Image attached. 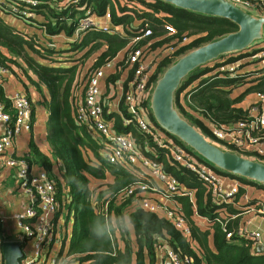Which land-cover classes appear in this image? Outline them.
Returning <instances> with one entry per match:
<instances>
[{
    "label": "trees",
    "instance_id": "obj_1",
    "mask_svg": "<svg viewBox=\"0 0 264 264\" xmlns=\"http://www.w3.org/2000/svg\"><path fill=\"white\" fill-rule=\"evenodd\" d=\"M127 1L129 0H37L35 6L29 7L33 12L34 25L11 15H1L19 21L24 25L21 29H15L0 17V45L20 58L25 67H21L15 58L8 57L1 49L0 65L9 70L12 66L20 67L24 76L28 73L29 80V73L35 78L33 83L39 91L44 88L47 92L42 105L47 111L50 153L42 152L31 137L27 151L21 158L30 166L36 164L42 167L55 180L57 198L59 201L62 197L65 199V203H60V206L66 207L67 216L71 210L73 212L66 258H60L58 264H132L133 256L135 264H145L146 258L148 264H154L156 245L160 242L179 256L189 257L192 264H264V252H257V247H253L250 240L236 234L241 211L235 209L232 202L215 201L210 190L195 173L166 160L161 149H158L160 156L156 159L163 170L194 191L192 201L186 196L175 198L181 205L190 228V238L195 242L196 248H191L190 241L166 218L139 206L131 207V199L121 201L119 192L140 179L126 169L109 164L102 155V146L98 140L75 122L76 94L84 90L88 73L109 60H115V68L113 74L110 73L106 79L107 87L124 75L131 79L132 69L128 65V55L135 49L143 51L151 70L150 80L156 82L183 55L238 30V26L229 19L183 9L164 0H137L142 5L141 9L130 7ZM87 9L97 18L108 12L111 26L121 27L123 34L91 29L79 33L77 38L69 42L67 49L56 47L54 37L60 33L67 37L73 36L78 28L80 14ZM145 24L151 29L150 35L135 41V37L140 35L138 31ZM165 24L171 25L174 32L166 31L163 27ZM38 30L41 31L40 36L37 34ZM47 37L52 39L54 47L47 45ZM81 51L82 61L94 55L92 65L84 71H80L79 64L75 62L67 63L70 60L62 59L57 63L53 58L56 53ZM32 53L39 55L41 59H37ZM243 56L247 55L231 57L212 67L206 64L196 67L176 90L173 109L212 143V126L233 124L247 115L246 109L238 106L243 95L231 97L233 88L249 82L244 94L264 93V67L259 69L254 79L248 81L243 74L231 76L228 70L220 69ZM216 68H219L218 71L211 74ZM207 73L209 74L206 75ZM127 82L128 79L124 82L125 89ZM188 87L190 88L186 90ZM183 92L181 103L179 94ZM0 101L10 111L9 101L1 87ZM34 107L31 101V128L35 118ZM119 108L121 115L128 118L129 113L123 101ZM109 116L114 117L117 132H131L135 141L139 145L143 144L145 135L134 124L124 125L119 115ZM151 119L155 123L152 115ZM173 138L185 144L180 139ZM196 156L214 167L198 154ZM55 162L61 163L62 179L53 172ZM220 172L264 191V183ZM242 194L244 189L240 188L233 202ZM106 202L107 207L103 211ZM255 203L256 200L249 201V204ZM255 208L261 209L264 215V204H256ZM219 211H225L226 214L220 217ZM194 215L208 219L207 228L201 229L195 223ZM114 221L119 224L120 231L118 239V234H115V244L110 237V231L114 233ZM129 230L134 235L133 240ZM227 232H232L230 239H226ZM118 240L122 242L121 248L117 247Z\"/></svg>",
    "mask_w": 264,
    "mask_h": 264
},
{
    "label": "built area",
    "instance_id": "obj_2",
    "mask_svg": "<svg viewBox=\"0 0 264 264\" xmlns=\"http://www.w3.org/2000/svg\"><path fill=\"white\" fill-rule=\"evenodd\" d=\"M227 1L252 15L264 13V0ZM37 3V0H0V15H11L24 23L34 25L33 12L29 7ZM102 18L110 23L108 12ZM163 27L170 33L174 32V28L169 24ZM78 29L123 34L121 27L111 26V23L109 26L101 24L89 9L78 18ZM138 33L140 35L135 37V41L150 35L151 29L145 24ZM258 52L264 56L262 48ZM128 65L132 69L131 79L128 88L119 93L116 110L124 125L132 123L145 135L143 144L139 145L131 132H117L114 117L109 116L112 99L103 94L100 82L107 74L113 72L115 60H109L88 73L84 90L75 97V122L98 140L102 146V155L109 164L126 169L140 179L136 184L119 192L121 201L131 199V205H137L166 218L190 241V247L195 249L196 244L190 238L189 225L181 211L179 201L175 198L186 196L192 201L194 191L163 170L161 163L156 159L160 156L158 149L163 150L165 159L172 164H179L195 173L217 202H233L239 189L245 185L238 178L220 172L199 160L188 145L179 143L161 131L167 138L163 140V135L158 130L160 128L151 119L150 101L156 82L150 80L151 70L141 49H135L128 55ZM7 72L8 68L0 65L1 86ZM229 73L240 74L235 68L229 70ZM5 98L9 101L10 111L0 101V124L3 126L0 133V154L6 153L15 138L31 128V101L27 95L16 92ZM121 101L129 113L128 118L121 115L119 108ZM244 109L247 111L244 119L233 124L212 126L211 136L215 142L224 145L231 152L247 158L253 156L250 159L264 162V93L255 92L254 99ZM5 165L15 169V187L28 198L26 209L11 216L16 228L14 239L22 243L19 264H58L60 258H66V253L63 254L59 250L57 255L51 258V250L56 241L62 243V237L67 230L57 218V214L61 215L65 209L60 206V203H65V199L62 197L59 201L57 198L55 180L50 178L44 169L34 171L33 166L28 165L21 157L7 156ZM106 207L107 202L102 210L105 211ZM256 210L262 213L261 209ZM225 214V211L218 212L220 217ZM201 218L199 217L200 223L209 222L208 219ZM6 219L7 217L0 212V264H4L1 249L3 241L12 240L3 231ZM236 234L250 240L253 247H257L261 238L260 231L249 230L241 225ZM231 237L232 232H227L226 239ZM26 246L30 248L28 252ZM156 253L158 264H192L189 257L179 256L165 243L160 242L156 245Z\"/></svg>",
    "mask_w": 264,
    "mask_h": 264
},
{
    "label": "water",
    "instance_id": "obj_3",
    "mask_svg": "<svg viewBox=\"0 0 264 264\" xmlns=\"http://www.w3.org/2000/svg\"><path fill=\"white\" fill-rule=\"evenodd\" d=\"M164 1L183 9L229 19L238 26V30L188 52L164 71L156 81L150 101L156 124L166 136L180 139L218 170L264 183V162L220 148L173 109L175 93L181 81L196 67L220 58L219 56L240 52L260 39L264 18L255 17L227 0ZM21 248V241H3L1 249L4 264H19ZM257 252L261 253L263 249L257 246Z\"/></svg>",
    "mask_w": 264,
    "mask_h": 264
},
{
    "label": "crops",
    "instance_id": "obj_4",
    "mask_svg": "<svg viewBox=\"0 0 264 264\" xmlns=\"http://www.w3.org/2000/svg\"><path fill=\"white\" fill-rule=\"evenodd\" d=\"M253 15L255 17L264 18V13H262V14L256 13ZM1 18L3 19V21L5 23L14 27L15 29H17V28L21 29L22 26H24L19 21L14 20L11 17H8V16L2 17L1 16ZM96 19H98V21L101 22V24H103V25H108V26L110 25V23H108V21L103 19L102 17H100V18L96 17ZM81 32H83V31H81L77 28L74 31L73 36L66 38L67 44H69V42H71L75 38H77L79 33H81ZM40 33H41V31L38 30L37 34L39 36H40ZM263 34H264V29H263ZM56 37H54V39ZM51 41H52V39L47 37V45L54 47V45L51 43ZM55 46L59 48L60 44L55 42ZM19 64L24 66L21 63H19ZM113 71H114V69H113ZM111 74H113V73H111ZM109 75L110 74H107L106 77H104L101 80L100 86L102 88L103 94L104 95L106 94V96H108L109 98L112 99V103L110 105L111 114L119 115L117 110H116L117 104L119 102V100H118L119 93H121V90L124 91L128 88V83H129L130 79L127 78V75H124L116 83H114V84L109 83L108 87H107L106 79ZM27 76H28V73L25 74V76H24L23 74H20V69L18 67L12 66V68L10 70H8L6 76L4 77V80L2 82L3 85L2 86L0 85V87L2 88V91H3V94L5 96H9V95L11 96L12 94H14L16 92L23 93V94H26L28 96V98H30V100L33 101V103L35 105V107H34L35 118H34V124H33L32 128H30L27 131H23L20 135H18L15 138L13 145L7 149V152L0 154V212L7 217L5 224L3 225V231L7 235V237H9L12 240H15L14 235L16 232V228H15V223L12 220L11 216L14 213H21L26 209V207L28 206V198L25 194H23L21 191H19L15 187V181H14L15 169L6 166L5 160H6L7 156H14L15 158H19V157L24 156L25 152L27 151L29 139L31 137L34 139L35 143H37V145L40 147L42 152H44L45 154L50 153V146H49V143L47 141V123H46L47 111L45 110V108L42 105V101L44 100L45 97H47V92L44 88H42V90L39 91L33 83L35 78L30 73H29L30 80L27 78ZM127 79H128V82H127V87L125 89L124 82H126ZM24 84H27V85H24ZM105 88L107 89L106 91H105ZM242 89L245 90L246 86L242 87ZM242 89L240 87H237L235 89V91L238 90L237 94H233V92L231 91V94H232L231 97H237L239 95L244 96V93H243L244 90H242ZM185 92H186V90H185ZM252 93L253 94H251V95H252V100H253L255 92H252ZM243 96L241 98V101L238 103V106L245 108L248 106V104L252 100L249 101L246 105H244L245 100H243ZM183 97H184V92L180 93V95H179V101L181 103L183 102ZM2 129H3V126H2V124H0V133L2 132ZM31 166H33L32 169L34 171L40 170V168L43 169L42 167H40L36 164L31 165ZM53 172L56 176H58L60 179H62L61 178V173H62L61 163H59V162L54 163ZM244 185L245 186L241 187L244 189V194H242L238 198L237 201L232 202V205L235 209L241 211V213H240V225L241 226H246L249 230L260 231L261 238H260L257 246L261 247L263 249V252H264V231L262 233L260 230V228H262V227H260V224H263L264 215L261 212H259L258 210H256V208H255L256 204H262V205L264 204V191L260 188H257L256 186L251 185V184H245L244 183ZM245 194L247 195V199H245ZM250 200L251 201L256 200V203L255 204H249ZM65 209H66V207H65ZM67 214H68V212H67ZM60 217H61V215L57 214L58 221H59ZM67 217H69V216H67ZM201 219H205V218H201ZM194 221L201 229L207 228V222L203 221L204 222L203 224L200 223L199 217H194ZM199 223L202 224L204 227H201L199 225ZM64 226L66 227L65 222H64ZM113 226H114V233H111V231L109 230L112 242L116 236L115 234H118L120 232L118 229L119 224H117L116 221H114ZM108 229H110V227H108ZM66 230H67V227H66ZM129 232L131 235V239L133 240L134 235L132 234V232L130 230H129ZM119 235L120 234H118L117 239L119 238ZM67 236H68V233L66 232L65 236L62 237V243H61V249H60L61 252L63 251L62 248H63L64 244L66 243ZM70 239H71V233H70ZM117 242H118L117 247L121 248L123 246L122 242L119 240ZM67 250H68V248H67ZM134 259H135V257L133 256L132 264H135ZM145 264H148L147 258L145 259ZM154 264H158V254L157 253H156V259H155Z\"/></svg>",
    "mask_w": 264,
    "mask_h": 264
},
{
    "label": "rangeland",
    "instance_id": "obj_5",
    "mask_svg": "<svg viewBox=\"0 0 264 264\" xmlns=\"http://www.w3.org/2000/svg\"><path fill=\"white\" fill-rule=\"evenodd\" d=\"M145 1H148V0H145ZM127 5H129L130 7H135L137 9H141V6L139 5V3L137 2V0H129L127 1ZM81 15V14H80ZM161 15V14H160ZM1 17V15H0ZM263 29H264V24L262 25V28H261V38L260 39H257L253 42V44H251L248 48L240 51V52H233V53H228L220 58H217L213 61H210L206 64V66H214L216 63H222V62H226L229 58L231 57H239L240 55L242 54H246L247 56H243L241 59L235 61V62H231V63H228L226 65H224L222 68L220 69H226V70H232L235 68V70L237 71V73H240V74H243L246 76V80H251V79H254V77H256L258 74L257 72L259 71L260 68L264 67V56L262 55V53L260 52H254L256 49H260L262 48L264 50V34H263ZM67 36H65L63 33H60L55 39L54 41L56 43H59L60 46L59 48L61 47L62 49H67L68 47V44H67ZM0 48L1 50L8 56V57H11V58H15L18 63H21L23 64L24 66L20 65L21 67H25V64L23 61L20 60V58H18L16 55H14L11 51H9L6 47L4 46H1L0 45ZM82 51L81 52H78V53H75V52H67V53H64V54H54L53 55V58L56 59L57 63L58 61H63V60H70V61H66L67 63H70V62H75L78 65V68L81 69L80 71H84L86 69H88V67H90L92 65V61L94 59V55H91L89 58L85 59V60H81V56H82ZM264 53V52H263ZM34 55V53H32ZM36 54V53H35ZM34 57H36L37 59H41V57L39 55L36 54V56L34 55ZM63 59V60H62ZM55 62V61H54ZM20 68V67H19ZM17 69V68H16ZM26 69V68H25ZM219 68H216L215 70H213L211 72L212 73H216V71H218ZM9 70V69H8ZM20 73H24V71H22L20 69ZM209 73H207L206 75H208ZM204 76V75H203ZM231 76H235V75H231ZM156 84V83H155ZM248 87L249 86V82H245V84L241 85L240 88L242 89V87ZM190 87H188L186 90H188ZM236 88H233L231 91L233 92V94H237V91H235ZM234 90V91H233ZM244 90V89H242ZM253 94L252 92L250 93H246L244 94L243 96V100H245L244 102V105H246L249 101L252 100V95ZM180 95V94H179ZM232 95V94H230ZM196 115H198L196 113ZM206 121V123H209V121L207 120H204ZM159 130V133H161V130ZM162 134V133H161ZM161 134H159L160 136H162ZM164 139H163V138ZM161 138L163 140H167V138L165 137V135H163ZM215 142V141H214ZM219 147H221L222 149L225 148L224 145L222 144H219L217 142H215ZM250 158H253V156H249ZM131 207H138L137 205L135 206H131ZM67 215V209H64V211L62 212L61 214V217L59 219L60 223L61 224H66V227H67V233H68V236H67V239H66V243L64 244L63 248H62V252L63 254L66 253L67 251V248L69 246V243H70V233H71V228H72V223H73V212L72 210L70 211V215L69 217L66 216ZM199 225L201 227H204L202 224L199 223ZM260 230L261 232L263 233L264 231V221H263V224H260ZM114 242V240H113ZM61 249V243H59V241H56V243L54 244L52 250H51V258H54L57 253L59 252V250ZM26 250L27 252L30 250L29 247L26 246Z\"/></svg>",
    "mask_w": 264,
    "mask_h": 264
}]
</instances>
